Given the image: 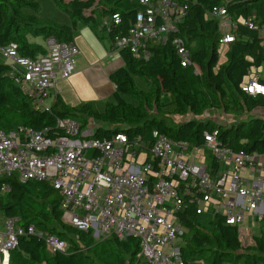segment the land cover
I'll return each instance as SVG.
<instances>
[{
    "label": "trees",
    "instance_id": "16d2710c",
    "mask_svg": "<svg viewBox=\"0 0 264 264\" xmlns=\"http://www.w3.org/2000/svg\"><path fill=\"white\" fill-rule=\"evenodd\" d=\"M173 1L184 7L186 14L165 39L148 42V58L135 54L129 47L119 49L125 65L110 74L116 88L113 100L106 103L103 111L94 102L68 105L60 96L50 109L39 110L9 77V63L0 62V129L17 130L20 126L4 127L5 120L16 119L21 126L48 129L50 135H58L61 133L57 127L59 118H78L84 126L92 118L101 123L94 137L125 132L131 141L144 143L146 151L152 148L155 131L202 146L205 132L219 129L221 146L264 153V113L258 112L264 110V95L243 90L253 77V69L264 65V0L229 3L232 23L227 32L235 37L226 44L224 62L220 61V39L226 31L220 19L210 14L224 0ZM53 2L69 15L70 25L39 17V0H0V46L15 43L21 55L36 57L45 53L46 48L31 41L30 36L71 42L78 24L82 23L100 39L108 41L111 48H117L116 36L127 34L138 12L145 8L140 0ZM115 14L121 16L118 24L113 19ZM177 38H182L189 48L191 64L187 66L182 65L183 58L174 43ZM137 77L146 83L144 88L138 86ZM258 80L264 84L263 76ZM213 109L240 119L223 125L205 118ZM208 154L210 172L216 176L219 162ZM2 183L10 189L0 192V214L5 218L19 215L22 225L34 224L45 234L67 242L65 252L52 253L44 236H21L10 252L9 264H145L139 255L137 238L123 241L112 235L96 241L92 231L65 223L62 195L51 183L21 182L16 174L1 179L0 187ZM198 216L194 207H186L180 213L183 226L193 231L181 250L186 261H195L209 251L206 264H264V226L250 243L244 244L239 227L227 224L221 214L210 227L200 225Z\"/></svg>",
    "mask_w": 264,
    "mask_h": 264
},
{
    "label": "built area",
    "instance_id": "2783aa9c",
    "mask_svg": "<svg viewBox=\"0 0 264 264\" xmlns=\"http://www.w3.org/2000/svg\"><path fill=\"white\" fill-rule=\"evenodd\" d=\"M233 1L224 0L210 13L220 19L222 27L232 23L228 5ZM140 2L145 8L138 12L127 34L116 36L115 46L129 47L148 58V42L165 39L186 9L173 0ZM113 19L118 24L121 16L115 14ZM234 37L225 32L220 44L226 45ZM174 43L182 65L191 64L184 40L177 38ZM46 44V52L36 57L21 55L15 43L0 46V53L9 60V77L39 110L50 109L46 101L55 93L58 78L74 74L80 53L74 41L49 37ZM258 77L259 73L253 74L243 90L264 95V84ZM57 127L61 131L58 135L29 126L14 131L0 129V180L16 174L21 182L51 183L62 195L65 223L92 231L95 239L112 235L123 241L137 238L145 264H196L184 259L183 243H177L185 234L180 213L186 207H194L198 215L204 211L213 212L215 217L221 214L227 224L238 227L248 218V227L239 228L242 242L264 223V153L221 146L219 129L206 131L202 146L155 131L152 148L146 151L144 143L131 141L125 132L94 137L96 127L84 126L78 118H59ZM208 153L219 162L216 176L206 161ZM246 168L257 172L252 183L242 174ZM9 189L2 183L0 192ZM21 220L19 215L12 216L0 224L2 256L9 258L19 238L29 234L44 236L52 252L67 250L66 241L45 234L34 224L24 226ZM170 247L173 252H165Z\"/></svg>",
    "mask_w": 264,
    "mask_h": 264
},
{
    "label": "crops",
    "instance_id": "0c3cea01",
    "mask_svg": "<svg viewBox=\"0 0 264 264\" xmlns=\"http://www.w3.org/2000/svg\"><path fill=\"white\" fill-rule=\"evenodd\" d=\"M64 14H59L58 20L55 21L70 25L69 15L66 12ZM73 41L80 50L76 57V71L69 78H58L55 93L47 100V103L51 105L55 98L60 96L68 105L76 106L83 102H94L96 107L103 111L106 103L112 100L116 88L110 79V74L125 65L120 50L111 48L108 41L100 39L93 29L82 23L78 24ZM223 46L226 48V45ZM253 70L256 71L257 68ZM258 112L264 113V110L259 109ZM89 124L97 127V121L92 118H89ZM242 174L250 178L249 183H252V178H257V172L252 171L251 168L244 169ZM248 225L241 229L244 230ZM263 226L264 223L260 228L253 229V236L259 234ZM9 258L0 254V264H9Z\"/></svg>",
    "mask_w": 264,
    "mask_h": 264
},
{
    "label": "rangeland",
    "instance_id": "374dc122",
    "mask_svg": "<svg viewBox=\"0 0 264 264\" xmlns=\"http://www.w3.org/2000/svg\"><path fill=\"white\" fill-rule=\"evenodd\" d=\"M39 1L41 3V11L38 13L39 17L52 19V20H58L59 14L60 15H65L64 14L65 12L61 11L60 9H58L57 6L55 5V3L53 2V0H39ZM223 25H225L224 26V30L226 32L229 31L230 25L229 24H223ZM30 39L32 41H35V42L39 43V44H42L43 46H47L46 39H44L42 36H39V37L30 36ZM225 50H226L225 46L221 45L220 46V61L221 62H224L226 60L225 59ZM0 62L9 63V60L7 58H5L0 53ZM196 71H198V70H196ZM196 71H195V73H196V75H198ZM256 73H259L260 75L264 76V65H263L262 68L260 67L256 71L253 70V74H256ZM136 81H137V84H138L139 87L144 88L146 86V83L143 80H141L140 78L137 77ZM126 97L129 100H131L128 96H126ZM112 100H113V98H112ZM47 102L48 101H46V103ZM204 117L205 118H210L213 121L218 122V123L223 124V125L230 124L232 122H236L237 120L240 119L239 117L231 118L230 116H227L222 110H217V109H213V110L208 111L204 115ZM100 124L101 123H99L97 121L96 125L98 126ZM7 126H13L12 129H16L19 126H21V124H19V120H16V119H12L11 121L5 120L4 127H7ZM206 161H207L208 164H210L211 157H210L209 154H207V156H206ZM214 219H215V215L211 211H204L202 214H200L198 216L199 224L204 226V227H210L213 224ZM4 221H5V216L1 213L0 214V224H4ZM246 225H248V219L244 223H241V225H239V228L240 229L244 228V226H246ZM183 231H184L185 234L183 236H180L178 241H177V243H183V244H180L182 246L186 242L188 236H191L193 234V231L191 232L186 227L183 228ZM252 238H253L252 235H250L249 239L248 240L246 239L243 243L244 244L250 243L252 241ZM96 241H101V238L96 239ZM50 252H52V251H50ZM165 252L172 253L173 252V248L172 247L166 248ZM210 254L211 253L209 251H207V252H205L203 254V256L199 257L200 259L198 258L197 260H195L193 262H196V264H206L207 257H209Z\"/></svg>",
    "mask_w": 264,
    "mask_h": 264
}]
</instances>
